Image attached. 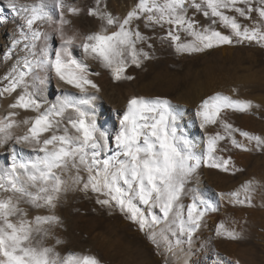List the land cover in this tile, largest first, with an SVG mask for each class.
<instances>
[{"label":"snow or ice","instance_id":"6c2138e0","mask_svg":"<svg viewBox=\"0 0 264 264\" xmlns=\"http://www.w3.org/2000/svg\"><path fill=\"white\" fill-rule=\"evenodd\" d=\"M54 2L59 10L58 19L46 11L45 0L19 6L18 14H24L21 39L26 41L23 45L26 54L4 77L7 83L0 86V98L15 94L8 106L10 111L0 118V145L14 140L17 145H27L42 153L34 160L23 162L17 159L13 149L10 167L0 172V264H101L95 255L68 253L62 257L54 247L45 245L51 230L62 223L54 210L61 195L69 190L97 194V204L108 208L115 205L143 230L147 222L131 203L130 194L134 192L144 204L158 206L165 217L174 214L179 230L191 237L205 213L214 209L193 193L185 219L180 201L187 194L188 183L202 165L224 172L230 171V167L236 170L231 156L225 159L216 155L219 142L227 136L237 149L264 152V137L235 129L221 119L222 113L229 109L250 111L253 102L221 92L201 101L197 111L200 126L219 122L226 134L217 132L209 136L207 152L201 157L193 151L192 141L179 131V112L168 99L130 98L119 121V130L110 137L98 128L96 120L84 108L96 98L94 95L74 97L65 93L56 103L45 107L38 98V90L46 83L47 75L38 73L51 69L60 81L80 93L86 94L88 87L99 92V86L88 77V64L72 54L71 49L76 46L85 59L98 61L110 70L114 80L131 79L123 75L128 61L139 66L141 55L148 58L147 52L137 48V43L147 38L136 21H143L146 28L168 25L167 37L178 53H196L245 42L264 46V0H257V4L254 0H137L135 7L123 17L114 16L106 10V5L101 8V0H96L88 15L96 17L100 27L84 35L82 42L78 34L68 35L65 31L70 21L64 16V0ZM8 3L17 8L16 0ZM189 9L202 14L210 24L201 26L188 16ZM67 11L79 14L80 9L68 6ZM230 11L252 21V26L242 25L236 15L227 14ZM252 13L257 14L256 19ZM45 23L52 26L51 31L42 30L40 25ZM217 23L230 28L231 34L216 30ZM181 30L192 39L181 42ZM54 37L59 38V47L52 58L49 52ZM20 43L21 40L13 42ZM30 74H33L31 83L26 79ZM21 111L35 115L17 119ZM21 128L22 134L14 131ZM234 132H240L249 143L239 142ZM110 140L116 150L101 158L109 150ZM251 142L254 145L250 147ZM254 183L249 180L241 186L244 199L239 198L240 190L229 193L235 198L232 202L250 204ZM22 203L35 209H49L52 214L29 218L28 211L20 206ZM217 235L231 240L241 238L240 232L228 230L223 224ZM56 243L61 241L57 238Z\"/></svg>","mask_w":264,"mask_h":264},{"label":"rangeland","instance_id":"374dc122","mask_svg":"<svg viewBox=\"0 0 264 264\" xmlns=\"http://www.w3.org/2000/svg\"><path fill=\"white\" fill-rule=\"evenodd\" d=\"M37 2L39 0H16L17 8L14 9L8 0H0V72L1 66L9 63L12 57L21 58L26 54L23 47L26 41L21 39L24 14H18V9L20 5ZM64 2V16L70 22L77 21L82 42L83 36L94 32L97 23H100L96 17L88 15V9L96 6V0ZM130 2L135 7L137 0ZM254 4H257V0H254ZM105 5L106 10L116 16L111 0H101V8ZM68 6L81 7L80 14L69 13ZM45 8L54 19L59 18L54 0H45ZM127 12L125 9L118 13ZM227 14L236 15L242 25L252 26V21L240 18L237 13L230 11ZM188 16L199 21L201 26L210 24V20L200 13H194L192 9H189ZM252 16L253 19L257 18L256 13H252ZM136 24H139L141 33L147 38L141 44L148 46L143 50L148 53V58L141 55L139 66L128 61L123 75L131 79L114 80L108 69L98 72L99 66L95 61L88 63L81 49L73 46L76 54L72 48L77 59L86 60L89 77H94L98 84V80L102 81L105 77L106 80L99 86L100 93L103 92L101 94L108 102L112 103L111 100L115 99L124 105L129 88L135 94H142L145 99H168L179 112V131L192 141L193 151L204 157L208 137L217 132L226 134L219 122L202 128L197 111L202 100L221 92L234 99L250 100L254 105L244 113L226 110L221 119L235 129L264 137V46L245 42L214 46L196 53H178L167 37L168 25L146 28L142 22ZM40 27L44 31L52 30V26L47 23ZM70 27V23L65 26L68 35H72ZM214 27L224 34H231V29L221 23ZM179 34L181 42L192 39L182 30ZM15 40H21V43L14 45ZM58 47L59 38L54 37L49 52L52 58ZM38 74L48 75L51 79L54 77L51 69L47 73L40 71ZM32 75L26 77L29 83L32 82ZM5 83L2 81V85ZM114 86H120L121 92L114 91ZM233 89L236 91L233 92ZM1 109L3 112L0 118L7 114L6 109ZM233 135L239 142L249 143L240 132H234ZM252 145L254 142L249 144L250 147ZM219 149L216 155L225 159L231 156L236 170L232 171L230 167V171L224 172L202 165L188 183L187 194L180 201L184 205V218L187 219V207L193 193L206 200L214 209L205 213L200 227L191 237L179 230L174 214L165 217L158 206L144 204L134 192L130 194L131 203L147 222L143 230L115 205L112 208L101 206L96 203L97 194L77 189L61 195L54 214L61 218L62 223L51 230L52 235L45 240V245L54 247L62 257L68 253L95 255L101 264H236L237 261L239 264H264V152L237 149L227 136L219 142ZM104 157L102 153L101 158ZM249 180L255 182L251 203H233L235 198L228 194L240 190L239 198L244 199L241 186ZM20 206L28 211L29 218L52 214L49 209H35L26 203ZM221 224L228 230L240 232L241 238L231 240L218 236ZM57 238L60 244L56 243Z\"/></svg>","mask_w":264,"mask_h":264},{"label":"bare ground","instance_id":"6f19581e","mask_svg":"<svg viewBox=\"0 0 264 264\" xmlns=\"http://www.w3.org/2000/svg\"><path fill=\"white\" fill-rule=\"evenodd\" d=\"M111 3H112V7L115 9L116 16H119V17H123L126 15V14H119L118 13L119 11H122L125 9H127L129 11L134 7V5L130 2V0H111ZM123 8H125V9H123ZM79 9H81V7H79ZM81 12H82V10H81ZM79 14H80V12H79ZM138 22H142V24L144 25L143 21H136L134 23H138ZM70 24H71V27H70L71 33L72 34H78L80 36V34H82V33L80 32V28L78 27L79 25L77 24V21L72 20L70 22ZM96 27H97L96 30H99L100 23H97ZM153 39L157 40L156 38H153ZM146 47H148L146 44H141V42L137 43L138 49L142 48L144 50ZM73 49H71V51H72L73 56H75V52H76V54H78V53L75 49H74L75 50V52H74ZM81 54L83 55L82 50H81ZM19 59H20V57L19 58L12 57L10 59L9 63H7L5 66H1L2 67L1 72H3L2 70H4V72L0 75V86H2V81L4 83L5 82L7 83V81L4 79V77L7 76V74L11 72L12 68L17 64V61ZM86 60L88 63H93L95 61V60H92L90 58L86 59ZM95 62H96L95 64H97L99 66L98 69L96 68L98 70V72H100V71L104 72L106 68H104L98 61H95ZM95 67H96V65H95ZM93 78L90 75L89 79L93 80L94 83H96L98 86L102 81L106 80L104 77V79H102V81H101V79L98 80V82H99V84H98L97 80H95ZM30 80L32 81V77L30 78ZM99 89H100V86H99ZM112 89L114 91L121 92L120 86H114V87H112ZM130 89L131 88H129L126 92L125 97H126L127 101L134 96L135 97H144L142 94H140V95L135 94L134 91H132ZM38 91H39V97L38 98L41 100L42 104H44L45 107L48 104L56 103L58 99L64 97L65 93H68L74 97H82V96L87 97V96H93L94 95L96 98L93 101H91L89 104L84 105V108L86 111H89L90 115L96 120L98 128H100V130H102V131H106L110 135V137H114L116 132L119 130V121L122 118L123 112L126 110V107H127V101H124V105H121L120 101L117 102L115 99L111 100L112 103H110L106 100L105 96H103L101 94L103 92L100 93L101 90L99 92H97L95 89H92L91 87H88V91L86 94L80 93L78 89L60 81L59 78L55 75V72H54L53 79H51V77H49L47 75L46 83L41 85L40 89ZM14 98H15V94H13L12 96H9L8 99L0 98V109L3 107L4 109L7 110V112L10 111L8 106H9V104H11L13 102ZM45 101L47 103H44ZM8 102H9V104H8V106H6V103H8ZM2 112H3V109L0 110V114H2ZM4 115H5V113H4ZM34 115H35V113L31 112V111H29V112L21 111L20 115L17 117V119H23L24 117H32ZM23 130L24 129L21 128V129H15L14 131L17 134H22ZM13 149H15V151L17 153V159L21 160L23 162L34 160L37 155H42V153L34 152L27 145H17V144H15L14 140L8 141L6 145H0V172H5L10 167V165L12 163L11 153H12ZM115 150H116L115 145L110 140L109 150L104 152V155L110 156V155H112V153ZM68 192H70V191H68ZM68 192L66 194H68Z\"/></svg>","mask_w":264,"mask_h":264}]
</instances>
